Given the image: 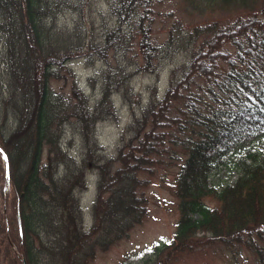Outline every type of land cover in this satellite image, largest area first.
<instances>
[{
    "label": "trees",
    "instance_id": "obj_1",
    "mask_svg": "<svg viewBox=\"0 0 264 264\" xmlns=\"http://www.w3.org/2000/svg\"><path fill=\"white\" fill-rule=\"evenodd\" d=\"M214 1L245 4L251 14L187 31L174 21L157 44L148 36L156 0H0V148L11 172L9 189L0 187L10 216L6 232L0 224V264H50L53 249L60 264H77L86 249L79 264H87L95 247L106 250L146 215L144 188L161 166L177 168L170 190L179 215L172 236L147 248L141 264H165L214 240L264 264V147L256 143L264 137V0ZM96 3L113 24L92 37L84 14ZM66 11L78 16L73 26L59 22ZM179 49L185 59L169 69L163 95L125 127L114 156L99 157L95 123L113 116L110 97L135 102L128 68L157 71L162 53ZM74 57L102 62L93 73L101 81L93 107L66 70ZM60 78L67 93L48 83ZM64 124L80 136L79 160L63 149ZM90 170L98 194L83 230L77 195ZM222 171L233 178L212 182Z\"/></svg>",
    "mask_w": 264,
    "mask_h": 264
},
{
    "label": "rangeland",
    "instance_id": "obj_2",
    "mask_svg": "<svg viewBox=\"0 0 264 264\" xmlns=\"http://www.w3.org/2000/svg\"><path fill=\"white\" fill-rule=\"evenodd\" d=\"M155 3H158L155 4L156 15L151 29L148 32V36L151 41L157 44L166 41L168 30L174 21H178L179 25L182 26V31H187V27L189 26L191 28V26L201 25L215 20L219 24H223L238 15L248 17L251 14L249 13V9L243 8L247 7L245 4L241 7H235L234 5L230 6V3L220 5L218 1L214 0L208 3L210 5L203 0H156ZM258 3L260 4L261 0ZM258 5H255L256 9ZM221 6L226 9L220 8ZM250 7H253V5ZM102 11L103 16L99 15V6L97 3L85 8L83 27L85 29L84 31L90 29L89 32H92V37L101 36L102 29L105 28L106 23L109 29L112 27V17L106 9L102 8ZM256 14L257 12L253 13L252 16H256ZM77 17L76 13L66 11L60 16L59 22L60 24L73 26ZM91 18L95 20L92 26L90 23ZM181 41H184V39ZM1 49L2 45L0 44ZM135 49L136 47L132 49L131 56L134 55ZM168 54V52L162 53L160 56L165 60L157 71L148 72L144 68H141L142 70L137 72L132 68H128V70L132 71L130 86L135 102L128 105L117 93L110 97V102L114 110L113 116L111 118L98 119L95 123V141L99 148H101L98 152L99 157L104 155L114 156L120 144V134L124 131L125 127L136 115L141 113V110L149 99L158 100L163 95L165 88L169 84V69L181 64L185 59V56H183L185 52L181 49L173 51L170 57ZM112 60L111 54L109 55V61L111 62ZM86 61L83 57H74L65 67L67 68V72H70V75L73 76L78 87L82 89L83 95L88 98L89 107H93L95 101L99 98V91L101 90V81L93 79V73L101 67L102 62L99 59H93L91 62ZM25 72L28 74L27 71ZM66 79L49 80L48 83L52 90L54 86L55 90L62 89L63 93H67L69 88L64 83ZM25 85L28 88V81ZM0 122H2L1 118ZM6 126L11 129L13 126L12 120L6 121ZM63 127V149L69 156L79 160L82 151L80 136L71 124L68 126L64 124ZM257 138L258 141L256 142L255 140V142L258 146L260 148L264 147V137L261 139L259 137ZM2 141L4 139H0V147H3ZM250 141H252V138L245 141V143L249 144ZM43 152V160H45L46 151L44 150ZM5 157V152H0V187L4 190L9 189V185H11L10 166ZM13 169L16 173L17 168L14 167ZM176 171L177 168H169L166 166H161L156 170L155 174L149 179L150 181L148 180L147 187L144 188V193L147 198L146 215L141 218L139 223L135 222L131 226L125 237L113 241L106 250L102 251L98 246L95 247L93 258L87 264H141L142 260L147 257V248L151 247L153 243L160 239H167L172 236L179 215L177 197L170 190ZM232 176H234L232 172L227 173L222 171L218 175L213 176L211 181L214 183L224 182L228 178H233ZM84 180V188L77 195V199L82 213V222L84 225L82 229L87 230L91 224V214L98 194L96 172L94 170L86 171ZM9 196L4 195L5 199L9 198ZM7 216L9 214L6 213L4 203L0 201V224L5 222V232L8 229L7 223L10 221L8 219L10 216ZM205 238L209 239L208 236ZM14 251L19 253L17 248H14ZM86 251L88 250L84 249L80 254H77L75 259L77 264H79L80 259L84 258ZM50 254L52 258L49 263L60 264L58 262V251L53 249V253ZM19 256L24 263L21 254ZM89 257L91 258L92 256L89 255ZM6 260L8 259L6 258ZM165 264L259 263L254 253L243 249L236 256H233L224 246L214 240L206 242L202 246L199 245L193 250L181 252Z\"/></svg>",
    "mask_w": 264,
    "mask_h": 264
},
{
    "label": "snow or ice",
    "instance_id": "obj_3",
    "mask_svg": "<svg viewBox=\"0 0 264 264\" xmlns=\"http://www.w3.org/2000/svg\"><path fill=\"white\" fill-rule=\"evenodd\" d=\"M0 152H3V149H0ZM5 159H7V158L5 157Z\"/></svg>",
    "mask_w": 264,
    "mask_h": 264
}]
</instances>
